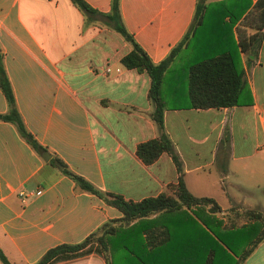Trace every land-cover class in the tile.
Segmentation results:
<instances>
[{
  "label": "crops",
  "instance_id": "0c3cea01",
  "mask_svg": "<svg viewBox=\"0 0 264 264\" xmlns=\"http://www.w3.org/2000/svg\"><path fill=\"white\" fill-rule=\"evenodd\" d=\"M85 1L93 11L72 0H0V51L16 105L45 147L36 151L12 122L0 118V249L15 264L33 263L49 247L77 242L122 214L77 186L50 162L53 156L96 187L133 200L172 192L178 180L168 152L150 163L136 154L140 141L159 134L147 94L150 76L122 63L132 43L110 25L112 0ZM196 1L119 0V11L134 40L158 62L189 27ZM205 1L211 48L199 47L201 36L193 39L197 44L183 49L165 72L163 121L186 187L218 202L219 212L202 211L223 225L230 207L264 213V23L257 57L248 64L238 36L253 30L241 19L256 0H225L224 7L214 4L220 0ZM220 50L232 52L243 70L251 102L190 106L187 64ZM7 107L0 88V113ZM51 264L107 262L92 250ZM242 264H264V238Z\"/></svg>",
  "mask_w": 264,
  "mask_h": 264
},
{
  "label": "trees",
  "instance_id": "16d2710c",
  "mask_svg": "<svg viewBox=\"0 0 264 264\" xmlns=\"http://www.w3.org/2000/svg\"><path fill=\"white\" fill-rule=\"evenodd\" d=\"M72 1L82 10L93 11L85 0ZM214 4L227 6L225 0ZM208 6L209 3L205 0L196 1L193 19L184 35L164 58L154 62L123 24L119 0L111 1V9L106 13L110 25L132 43V48L121 57V61L128 68L145 70L149 74L147 94L153 104L152 118L159 130L158 136L137 144L136 154L143 162L150 163L160 153L168 152L179 171L178 180L170 185L172 192L162 191L157 195L133 200L96 187L71 170L60 157L53 156L50 162L60 167L61 172L70 176L77 186L116 206L122 214L102 222L81 240L53 245L37 261L25 264H51L92 250L102 254L107 264H242L264 238V213L252 208L230 207L228 219L223 225L216 219L215 224L211 223L213 216L205 215L207 225L204 226L196 217L176 218V215H166L194 206L196 208L193 209L199 208L201 211L204 206L212 213L221 209L213 197L194 195L186 187L181 160L164 129L163 121L166 97L162 91V82L165 72L193 39L197 42L201 36L199 47H203L205 51L211 48L210 37L213 30L210 29L211 23L206 13ZM241 20L244 27L253 29L249 33L240 30L238 36L240 49L247 54V63L250 64L257 57L261 41L264 0H256ZM186 83L185 98L188 100L187 104L193 107H220L251 102L244 72L237 67L232 52L228 50L193 57L186 66ZM0 88L8 106L5 112L0 113V118L12 122L19 134L36 151L44 150L45 147L26 127L18 110L1 51ZM247 95L248 98H244ZM154 214L159 216L152 217ZM0 259L3 264H15L1 249Z\"/></svg>",
  "mask_w": 264,
  "mask_h": 264
},
{
  "label": "rangeland",
  "instance_id": "374dc122",
  "mask_svg": "<svg viewBox=\"0 0 264 264\" xmlns=\"http://www.w3.org/2000/svg\"><path fill=\"white\" fill-rule=\"evenodd\" d=\"M194 44L195 43L191 42L189 44V48L188 49L192 48V46ZM261 202L264 203V201H261ZM171 213H175V214H167V216L176 215L177 216L176 218L196 217L200 222H202L204 224V226L207 225V222L205 221V218H207V217L205 216V214L199 208H197V209H188V210H185V209L176 210V211H173ZM211 221H212L211 223H213V224L216 223V221L214 219H212Z\"/></svg>",
  "mask_w": 264,
  "mask_h": 264
},
{
  "label": "water",
  "instance_id": "95a60500",
  "mask_svg": "<svg viewBox=\"0 0 264 264\" xmlns=\"http://www.w3.org/2000/svg\"><path fill=\"white\" fill-rule=\"evenodd\" d=\"M42 156L44 157V159H48V158L50 157V153L47 152V151H44V152L42 153Z\"/></svg>",
  "mask_w": 264,
  "mask_h": 264
}]
</instances>
